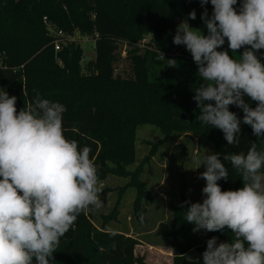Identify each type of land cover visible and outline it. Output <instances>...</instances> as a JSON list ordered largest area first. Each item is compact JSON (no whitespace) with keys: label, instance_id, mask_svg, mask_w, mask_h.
<instances>
[{"label":"trees","instance_id":"16d2710c","mask_svg":"<svg viewBox=\"0 0 264 264\" xmlns=\"http://www.w3.org/2000/svg\"><path fill=\"white\" fill-rule=\"evenodd\" d=\"M205 7L211 15L210 2ZM235 7L239 8V0ZM193 9L197 18L188 21L190 26L206 34L199 0H0V87L17 97V110L33 102L36 92L43 99L63 104L65 136L76 140L81 149L91 148L90 158L100 182L109 175L129 179L125 188L137 190L134 209L139 221L140 214L146 213L141 199L149 197L141 179L143 166L152 160L160 145L154 146L135 170H128L136 162L139 126H155L164 141L175 133H193L212 143L214 153H220L221 159L225 154L247 152L254 141L258 149H264V140H257L248 125L241 124L238 146L228 145L219 129L202 125L193 99L199 83L151 79L153 64L168 69L169 60L176 56L193 60L184 45L173 44L177 21L187 19ZM45 18L67 36H76L78 31L95 40L96 57L88 63L87 70L81 63L84 51L80 44L73 42L55 51ZM146 36L150 51L131 57L133 78L116 76L115 44L120 39L137 42ZM220 50H227V42ZM257 55L264 62L263 56ZM167 73L168 70L163 76L167 77ZM230 110L242 119V109L233 105ZM224 163L229 179L218 182L222 190L241 188L239 175L228 161ZM185 200L189 195L183 188L180 203L172 207L171 220L161 223L156 235L169 241L172 264H202V256L191 262L183 256L193 250L201 253L213 236L218 243L226 242L231 233L228 229L195 232L184 219L180 205ZM118 203L106 221L116 218ZM93 219L94 211L78 217L74 230L61 238L54 253L55 264H147L136 254L139 243L135 238L99 230Z\"/></svg>","mask_w":264,"mask_h":264},{"label":"clouds","instance_id":"9594fccd","mask_svg":"<svg viewBox=\"0 0 264 264\" xmlns=\"http://www.w3.org/2000/svg\"><path fill=\"white\" fill-rule=\"evenodd\" d=\"M199 3L206 34L190 26L197 18L193 9L173 37V44L191 53L203 81L193 97L197 119L222 131L230 146L240 144L241 124L264 140V62L257 55H264V0H239L238 9V0ZM226 42L227 50H220ZM16 105L17 97L0 87V264H55L61 238L74 230L78 217L102 206L101 182L91 148L81 149L65 136L63 104L36 92L33 102L19 110ZM233 105L242 109V119L230 110ZM225 161L241 188L222 190L218 182L229 179ZM196 163L205 167L198 178L206 183L202 202L180 205L185 222L195 232L231 233L226 242L207 240L202 264H264V149L254 141L247 152L222 159L206 150Z\"/></svg>","mask_w":264,"mask_h":264},{"label":"rangeland","instance_id":"374dc122","mask_svg":"<svg viewBox=\"0 0 264 264\" xmlns=\"http://www.w3.org/2000/svg\"><path fill=\"white\" fill-rule=\"evenodd\" d=\"M74 40L83 48L84 56L81 63L84 70H87L88 63L96 57L93 49L95 43L88 42L91 40L78 31ZM148 40L147 36L137 42L120 39L115 44L116 76L133 78L131 57L134 54L145 55L149 52ZM171 60L175 61L169 62L168 69L153 64L151 79L157 82L167 79L181 83L203 82L197 75V65L193 60L180 56ZM167 70V77H164L163 74ZM159 142L156 155L143 166L141 175L150 197V199L142 198L140 202L146 212L143 221L138 220L134 209L137 190L125 188L129 179L109 175L99 185L100 199L103 203L94 211L93 224L99 230L104 229L135 238L139 243L136 254L143 257L147 264H172L169 241L157 236L156 231L161 223L171 220L172 207L180 203L183 188L187 191L191 202H202V188L206 182L198 176L205 171V167L203 165L199 167L196 161H203L206 150L214 153V147L212 143L189 132L175 133L164 141L163 134L155 126L142 125L136 131V162L128 167V170L133 171L140 166ZM117 203L116 218L106 221L105 219L110 218L111 212L117 207ZM202 252L193 250L188 257H191L192 261L196 260L202 256Z\"/></svg>","mask_w":264,"mask_h":264},{"label":"built area","instance_id":"2783aa9c","mask_svg":"<svg viewBox=\"0 0 264 264\" xmlns=\"http://www.w3.org/2000/svg\"><path fill=\"white\" fill-rule=\"evenodd\" d=\"M44 21L46 22L47 24V27H48V32L50 33V35L52 36L53 38V45H54V48H55V51L56 52H59L61 51V49L63 48V46H66L68 44H71V43H75L76 41L74 40V37L75 36H67L64 32L60 31V30H57L52 24L48 23L47 21V18L44 19ZM98 36L96 35L95 36V39H97ZM88 42H93L95 43V40H91V41H88ZM76 44V43H75ZM95 49V47L93 48ZM262 53H264V49H262ZM263 58H264V55H262ZM206 250V249H205ZM204 250V251H205ZM203 251V252H204Z\"/></svg>","mask_w":264,"mask_h":264},{"label":"water","instance_id":"95a60500","mask_svg":"<svg viewBox=\"0 0 264 264\" xmlns=\"http://www.w3.org/2000/svg\"><path fill=\"white\" fill-rule=\"evenodd\" d=\"M180 23H181V20H178V21H177V24L179 25Z\"/></svg>","mask_w":264,"mask_h":264},{"label":"crops","instance_id":"0c3cea01","mask_svg":"<svg viewBox=\"0 0 264 264\" xmlns=\"http://www.w3.org/2000/svg\"><path fill=\"white\" fill-rule=\"evenodd\" d=\"M189 254V253H188ZM188 256V255H187ZM201 257V256H200Z\"/></svg>","mask_w":264,"mask_h":264}]
</instances>
